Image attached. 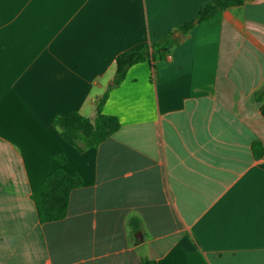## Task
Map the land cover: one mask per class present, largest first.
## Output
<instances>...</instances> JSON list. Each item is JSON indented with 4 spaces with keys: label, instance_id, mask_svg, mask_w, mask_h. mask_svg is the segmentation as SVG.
Wrapping results in <instances>:
<instances>
[{
    "label": "crops",
    "instance_id": "1",
    "mask_svg": "<svg viewBox=\"0 0 264 264\" xmlns=\"http://www.w3.org/2000/svg\"><path fill=\"white\" fill-rule=\"evenodd\" d=\"M213 1L0 0V264H264V0L131 67L102 110L120 128L98 147L53 125L92 121L118 54ZM58 169L82 184L41 224L32 195Z\"/></svg>",
    "mask_w": 264,
    "mask_h": 264
},
{
    "label": "trees",
    "instance_id": "2",
    "mask_svg": "<svg viewBox=\"0 0 264 264\" xmlns=\"http://www.w3.org/2000/svg\"><path fill=\"white\" fill-rule=\"evenodd\" d=\"M248 0H214L202 6L197 16L155 42L145 45L139 50L122 52L115 57V70L109 87L95 98V116L92 121L78 113H70L54 118L53 125L58 130L60 138L79 152L96 148L107 138L116 133L120 124L116 117L102 113L109 92L119 86L125 79L128 70L140 63L163 62L169 54L173 43L186 38L198 24L211 20L216 14L230 8L242 6ZM177 32L178 37L173 33ZM264 97V86L257 94V100ZM55 160L63 164L64 157L56 156ZM82 180L79 176H69L61 169L46 177L41 186L33 193L32 201L39 223L45 224L63 220L67 214L69 194L79 188ZM150 264V263H144Z\"/></svg>",
    "mask_w": 264,
    "mask_h": 264
},
{
    "label": "water",
    "instance_id": "3",
    "mask_svg": "<svg viewBox=\"0 0 264 264\" xmlns=\"http://www.w3.org/2000/svg\"><path fill=\"white\" fill-rule=\"evenodd\" d=\"M175 36L177 37V36H178V34H177V33H175Z\"/></svg>",
    "mask_w": 264,
    "mask_h": 264
}]
</instances>
